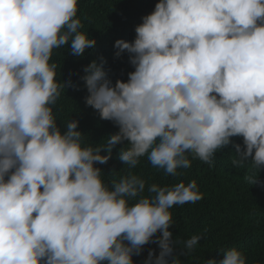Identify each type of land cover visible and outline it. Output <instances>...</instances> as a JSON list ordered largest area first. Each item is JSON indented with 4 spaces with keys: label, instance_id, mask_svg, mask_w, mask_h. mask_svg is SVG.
Wrapping results in <instances>:
<instances>
[{
    "label": "clouds",
    "instance_id": "obj_1",
    "mask_svg": "<svg viewBox=\"0 0 264 264\" xmlns=\"http://www.w3.org/2000/svg\"><path fill=\"white\" fill-rule=\"evenodd\" d=\"M78 0H0V264H181L168 230L174 205L203 198L195 180L163 186L131 171L105 183L95 164L114 147L129 169L142 157L180 176L192 159L213 166L231 144L234 167L264 169V0H158L132 42L116 40L134 71L106 78L104 61L82 77L86 105L118 132L85 144L78 121L57 125L53 112L66 84L54 50L81 57L96 40L81 31ZM242 137L243 147L230 140ZM101 152L106 153L101 155ZM159 237L153 239L155 234ZM183 241L189 254L202 238ZM127 242V243H126ZM246 264L235 248L218 262Z\"/></svg>",
    "mask_w": 264,
    "mask_h": 264
},
{
    "label": "trees",
    "instance_id": "obj_2",
    "mask_svg": "<svg viewBox=\"0 0 264 264\" xmlns=\"http://www.w3.org/2000/svg\"><path fill=\"white\" fill-rule=\"evenodd\" d=\"M158 0H78L77 16L84 27L81 31L96 44L86 49L81 57L70 53L66 45L54 50L52 61L57 64V80L67 86L64 94L57 101L53 112L57 125L63 126L72 119L78 121V128L85 137V144L94 147L107 143V138L118 132L111 121L101 120L98 113L86 105L88 96L82 77L83 69L92 61L99 65L104 61L103 70L106 78L113 85L116 80L127 81L128 73L134 68L128 62L127 52L116 57L114 48L116 40L132 42L135 38V27L141 17L150 14ZM233 143L243 147L242 137L230 138ZM127 144L114 147L107 164H95L104 173V181L109 184L119 180L120 176L133 174L141 176L147 185L156 183L172 186L183 182L187 185L195 180L203 198L195 203L174 205L170 211L174 224L168 230L172 239L179 241L174 244L173 256H178L181 264H204L209 259L217 262L223 259V252L232 248L241 251L246 257V264H264V169L258 173L257 183L249 184L245 177L254 170L250 164L245 167H234L232 160L235 150L231 144L215 154L213 166L200 161L191 160V167L180 169V176L166 175L164 170L153 167L147 157L141 158V163L134 169H129L118 159L119 149ZM106 153L101 152V155ZM202 234L195 250L182 254L185 249L183 241L192 235ZM155 234L153 239L159 237ZM127 243V242H126ZM153 251V257L159 254L156 243L143 246L139 256L132 257L133 264H143L148 251Z\"/></svg>",
    "mask_w": 264,
    "mask_h": 264
}]
</instances>
